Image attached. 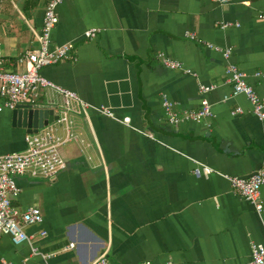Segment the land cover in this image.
<instances>
[{
	"label": "crops",
	"instance_id": "crops-1",
	"mask_svg": "<svg viewBox=\"0 0 264 264\" xmlns=\"http://www.w3.org/2000/svg\"><path fill=\"white\" fill-rule=\"evenodd\" d=\"M45 8L46 0H0V56L12 64L8 70H19L15 60L38 48ZM57 15L51 49L72 42L75 50L41 75L130 118L131 126L96 113L74 118L80 141L61 147L66 169L55 179L16 178L21 191L14 207L43 215L41 225L25 227L37 253L2 235L0 260L92 264L106 254L111 264L247 263L252 245H264V213L218 173L248 177L264 169V122L244 96L233 95L222 54L207 45L231 47V61L264 98V79L256 77L264 73V0H65ZM91 29L99 30L97 38L85 39ZM159 55L197 77L166 69ZM199 85L217 86L205 96L211 127L172 126L163 98L180 115L197 110ZM52 100L42 95L38 103ZM237 108L243 113L232 116ZM26 135L12 127V112L0 113V154L25 151ZM196 163L216 173L197 177Z\"/></svg>",
	"mask_w": 264,
	"mask_h": 264
},
{
	"label": "built area",
	"instance_id": "built-area-1",
	"mask_svg": "<svg viewBox=\"0 0 264 264\" xmlns=\"http://www.w3.org/2000/svg\"><path fill=\"white\" fill-rule=\"evenodd\" d=\"M212 1L220 5H230L240 0ZM64 2L65 0H46L42 29L40 33H35L38 48L25 52L15 60L14 65L18 66L19 70H8L7 66L11 63L0 56V113L3 110L12 112L19 106H36L39 104V98L42 95L51 98V100L53 98L54 101L52 100L51 104L57 106V121L43 127L36 134L26 135L25 151L0 154V236H9L12 243L16 246L28 243L31 253L34 255L37 250L32 246L31 237L26 233L25 227L41 225L43 223V215L37 208H30L21 213L14 207L13 198L17 197L21 191L16 178L28 174L36 179H55L66 169L67 165L60 149L66 144L80 141L74 129L75 117L88 119L91 113H96L126 127L131 126L130 118L118 117L107 107H95L83 101L76 93L54 84L41 75V71L44 68L72 59V54L75 50V44L72 42L51 49V32L59 23L57 9ZM228 26L225 25L223 28ZM98 32L99 30L97 29L88 30L84 33V37L85 39L93 40L97 38ZM186 36L191 40H197L193 33H187ZM207 46L222 54L226 62L225 75L228 83L232 85L233 95L244 96L251 105L252 113L261 122H264V98L257 95L253 87L248 84L247 75L238 65L231 61L232 48ZM159 59L161 64L168 70L179 71L185 75L197 77L193 70L185 67L179 61L172 60L164 55H159ZM256 77L264 79V73H256ZM216 88V85H199V92L203 95L200 107L197 110L187 111L182 115L175 110V103L165 96L162 106L168 122L174 127H178L182 123L195 122L210 128L214 112L205 96ZM242 113L243 110L237 108L231 112V115L237 116ZM143 135L154 140V137L150 134ZM213 173L216 172L210 167L196 163L194 174L197 177H208ZM218 174L230 183L235 195L254 206L258 215L264 213V206L261 202L264 169H260L248 177ZM40 234L41 236L46 235L43 231ZM69 248H74V244H70ZM0 264L13 263L1 259ZM23 264L29 263L25 262ZM92 264L111 263L106 254H102ZM140 264L154 263L143 261ZM245 264H264L263 244L252 245L250 260Z\"/></svg>",
	"mask_w": 264,
	"mask_h": 264
},
{
	"label": "water",
	"instance_id": "water-1",
	"mask_svg": "<svg viewBox=\"0 0 264 264\" xmlns=\"http://www.w3.org/2000/svg\"><path fill=\"white\" fill-rule=\"evenodd\" d=\"M57 106L38 104L36 106H19L12 111V127L24 129L27 135L36 134L43 127L57 121Z\"/></svg>",
	"mask_w": 264,
	"mask_h": 264
}]
</instances>
